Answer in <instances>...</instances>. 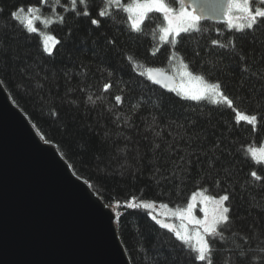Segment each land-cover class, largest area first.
<instances>
[{"label":"trees","instance_id":"obj_1","mask_svg":"<svg viewBox=\"0 0 264 264\" xmlns=\"http://www.w3.org/2000/svg\"><path fill=\"white\" fill-rule=\"evenodd\" d=\"M135 2L0 0V80L39 135L114 210L132 264H201L192 245L141 205L181 210L198 191L229 198L228 224L208 237L214 264H264V164L250 153L264 142V26L199 21L164 41L161 13H149L140 32L132 28L127 8ZM31 10L49 19L36 21L35 33ZM42 32L57 41L51 53ZM153 67L219 85L233 106L211 92L199 101L167 93L148 80Z\"/></svg>","mask_w":264,"mask_h":264},{"label":"water","instance_id":"obj_2","mask_svg":"<svg viewBox=\"0 0 264 264\" xmlns=\"http://www.w3.org/2000/svg\"><path fill=\"white\" fill-rule=\"evenodd\" d=\"M177 1L199 21L229 20L232 0ZM146 76L167 93L179 89L158 67ZM116 220L0 80V264H132Z\"/></svg>","mask_w":264,"mask_h":264},{"label":"rangeland","instance_id":"obj_3","mask_svg":"<svg viewBox=\"0 0 264 264\" xmlns=\"http://www.w3.org/2000/svg\"><path fill=\"white\" fill-rule=\"evenodd\" d=\"M112 1L116 3L120 2V0ZM253 1H256V3ZM182 9L190 15H194L191 10L186 8ZM180 10L181 9L174 10V14L178 15L180 13ZM260 11H264V0H234L231 3V9L229 11L228 17L229 20L227 24L230 28L239 30L244 29L248 27L249 23L251 22V15ZM29 18L32 19L35 28L36 21H41L43 23L49 22V19L42 17L36 10H31L30 15L27 17V26ZM176 24L181 28L182 33L186 32L183 29H187V31L198 29L199 21L193 24L188 19H178L176 21ZM166 27H168V25ZM42 37L45 50L51 53L57 43L56 39L52 35L45 32H42ZM176 37L177 36L175 35V33L169 36H165L163 31L162 38L164 41ZM185 73L186 71H181L179 74L180 79L177 78V80L179 81L178 91L182 95L185 90H195L200 86L196 80L191 79L190 77L185 75ZM250 153L255 161L264 164V142L261 143V145H257L251 148ZM222 197H210L203 191H198L192 196L187 207L181 210H177L167 205L156 202H143L141 203V205L150 211L152 218L158 224L172 231L175 235L177 233H180L181 235L185 236V238L188 240V244L196 248L198 233L204 235L203 227L200 224H197L196 221H204L206 218L211 220L214 211L218 207L216 202L219 201ZM190 206L191 212L189 214L187 210ZM224 207H227L226 201L224 203ZM205 209H207L208 211V217L205 216ZM206 238L208 239V237Z\"/></svg>","mask_w":264,"mask_h":264},{"label":"snow or ice","instance_id":"obj_4","mask_svg":"<svg viewBox=\"0 0 264 264\" xmlns=\"http://www.w3.org/2000/svg\"><path fill=\"white\" fill-rule=\"evenodd\" d=\"M72 3L75 4L76 0H72ZM19 11H24L23 8L18 9ZM3 9H0L2 12ZM127 11L132 14V28L136 32L141 31V24L143 23L144 19L148 16L149 13L156 12L163 14V19L167 21L168 27L164 28V35L169 36L175 33L176 36H179L181 33V28L176 24L178 19H188L191 23H195L199 21L200 17L195 15H190L189 13L185 12L183 9L180 10L178 15L174 14V9L168 6L166 0H136L130 7L127 8ZM12 18L18 20L19 17L16 16L15 12L12 14ZM83 15L88 16L89 13L85 11ZM100 16H104V12L99 13ZM251 22L248 25L250 30L255 31L257 25L264 26V11H260L258 13H254L251 15L250 18ZM91 24L96 25L99 27V21L96 19L91 20ZM28 29L35 33L37 29L34 27L32 19H28ZM187 31V29H183ZM185 75L190 77L193 80H196L200 85L199 88L195 90H185L183 92V96L185 99H190L194 101H199L205 98V94L211 92L213 95H221L224 99L225 103L229 106H233V101L228 99L227 97H223V93H219V85H207L204 81L199 77H192L191 73L186 72ZM159 83V81H156ZM108 86H106L107 89ZM119 99V98H117ZM239 120L245 121L248 124H255L257 122V117L255 115L248 116V115H240L237 113ZM255 175V173H253ZM229 198L227 195L223 196L219 201L216 202L218 205L217 209L214 211L211 220L205 219L204 221H196L197 224H200L203 227L204 235L198 233L197 239V247L194 249L196 255L194 257L195 260L201 262V264H214V252L213 247L210 244L209 240L206 237L213 236L219 226L222 224H228L229 217L227 213L229 212L228 207H224L225 201ZM190 214L191 206L187 210ZM205 216L208 217V211L205 209ZM166 227V225H165ZM177 240L183 242V244H188V240L185 236L181 235L180 233L176 234ZM247 257L245 253L244 258Z\"/></svg>","mask_w":264,"mask_h":264},{"label":"bare ground","instance_id":"obj_5","mask_svg":"<svg viewBox=\"0 0 264 264\" xmlns=\"http://www.w3.org/2000/svg\"><path fill=\"white\" fill-rule=\"evenodd\" d=\"M112 209V208H111ZM117 225V224H116Z\"/></svg>","mask_w":264,"mask_h":264}]
</instances>
